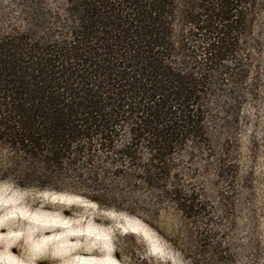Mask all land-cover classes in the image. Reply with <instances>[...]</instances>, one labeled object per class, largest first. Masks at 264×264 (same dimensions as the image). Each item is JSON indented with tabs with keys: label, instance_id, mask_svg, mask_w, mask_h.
Wrapping results in <instances>:
<instances>
[{
	"label": "trees",
	"instance_id": "trees-1",
	"mask_svg": "<svg viewBox=\"0 0 264 264\" xmlns=\"http://www.w3.org/2000/svg\"><path fill=\"white\" fill-rule=\"evenodd\" d=\"M49 1L9 0L14 20L0 9V181L149 225L171 208L190 264L255 256L226 237L224 191L209 202L189 180L234 178L264 0Z\"/></svg>",
	"mask_w": 264,
	"mask_h": 264
},
{
	"label": "rangeland",
	"instance_id": "rangeland-1",
	"mask_svg": "<svg viewBox=\"0 0 264 264\" xmlns=\"http://www.w3.org/2000/svg\"><path fill=\"white\" fill-rule=\"evenodd\" d=\"M2 8L17 19L9 0H0ZM253 30L257 49L246 51L234 178L226 185L215 180L211 169L189 180L209 202H216V190L224 191L230 209L223 225L237 250L256 244L255 256L237 254L232 264H264V12L256 14ZM195 162L211 163L202 154ZM151 217L153 225L82 197L23 191L0 181V264H190L179 252L185 241L178 214L168 208Z\"/></svg>",
	"mask_w": 264,
	"mask_h": 264
}]
</instances>
